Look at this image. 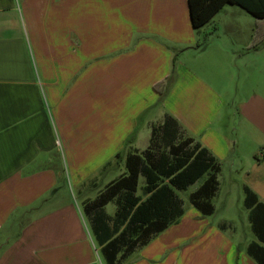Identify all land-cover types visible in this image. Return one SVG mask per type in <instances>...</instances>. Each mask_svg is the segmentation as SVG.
<instances>
[{
    "label": "crops",
    "instance_id": "obj_1",
    "mask_svg": "<svg viewBox=\"0 0 264 264\" xmlns=\"http://www.w3.org/2000/svg\"><path fill=\"white\" fill-rule=\"evenodd\" d=\"M229 9L194 29L188 0H0V264H106L70 189L84 206L167 117L264 203V40Z\"/></svg>",
    "mask_w": 264,
    "mask_h": 264
},
{
    "label": "trees",
    "instance_id": "obj_2",
    "mask_svg": "<svg viewBox=\"0 0 264 264\" xmlns=\"http://www.w3.org/2000/svg\"><path fill=\"white\" fill-rule=\"evenodd\" d=\"M188 5L194 29L208 24L224 6H240L256 19L250 47L264 40V0H188ZM164 86L162 82L155 89L163 92ZM159 140L165 142L167 150L158 148ZM125 168L124 174L83 207L106 264H122L178 222L185 209L177 191L187 190L204 176V182L190 194V202L202 215L214 214L213 199L220 188L221 165L194 138L183 136L174 118L167 117L162 125L153 127L149 147L142 152L130 151ZM141 176L145 177L142 196L138 195ZM110 202L116 204L114 215L105 210ZM244 207L250 211L249 220L257 239L249 245L248 255L264 264V203L247 187Z\"/></svg>",
    "mask_w": 264,
    "mask_h": 264
},
{
    "label": "rangeland",
    "instance_id": "obj_3",
    "mask_svg": "<svg viewBox=\"0 0 264 264\" xmlns=\"http://www.w3.org/2000/svg\"><path fill=\"white\" fill-rule=\"evenodd\" d=\"M233 6L236 9L222 12L218 17L219 20L225 22L230 20L229 23L234 19L238 20L247 31L252 27L255 28L256 19L242 7ZM158 142L160 150H167L163 140ZM119 161L118 156H115L113 160L110 159L109 162H114L116 165L113 164V167L104 173L97 187L88 188L86 195L90 200H94L98 196L110 179L116 178L126 170L125 164ZM205 179L206 176L187 190L177 191L184 202V215L178 222L156 235L148 245L137 249L133 258L129 260V264L138 263L140 260L150 264H258L247 253V245L255 237L248 220V210L243 205V191L230 188L228 180L221 178L218 194L213 199L215 212L212 215L204 216L191 204L189 196ZM144 185L145 177L141 176L138 195L142 196ZM70 197L75 207L83 211L82 199L84 196L72 188ZM106 211L109 214H114L116 211L115 202L108 204ZM86 220L89 223L87 216ZM225 222L228 227L222 228L221 224ZM219 240L222 243H219ZM143 249L144 254L142 255L141 250Z\"/></svg>",
    "mask_w": 264,
    "mask_h": 264
}]
</instances>
